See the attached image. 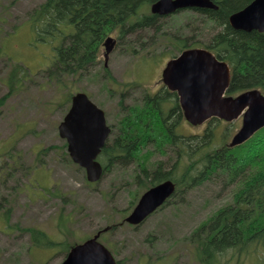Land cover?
Segmentation results:
<instances>
[{"label": "rangeland", "instance_id": "rangeland-1", "mask_svg": "<svg viewBox=\"0 0 264 264\" xmlns=\"http://www.w3.org/2000/svg\"><path fill=\"white\" fill-rule=\"evenodd\" d=\"M43 1L0 0V98L8 93L0 105V264H60L68 246L120 220V212L137 187L135 163L114 167L99 181L89 183L85 171L70 160L66 142L58 134L57 127L70 101L61 102L68 92L84 90L115 127L120 97H124V105L138 103L143 92H153L162 85L161 69L171 56V46H166L164 37L187 34L184 27H201L203 19L181 10L162 18L164 33L157 36L143 30L120 40L118 30H113L109 36L115 39V45L106 64L101 45L96 64L88 73L67 77L58 84L46 80L42 70L51 64L54 46L69 29L63 26L62 34L51 43L35 36L28 15ZM148 10L149 6L143 9ZM210 31L205 26L196 32L205 40ZM21 66L29 73L13 83L10 91L6 75L10 69L13 75L22 74ZM231 123L233 134L241 118L219 122V132ZM205 125L193 126L184 120L177 130L183 135L200 133ZM214 143L219 144L220 139L216 137ZM154 151L148 154L150 162L165 159ZM143 191H139L130 210ZM229 191L226 187L221 190L218 181L189 188L183 199L170 198L140 225L123 224L102 233L101 239L116 249L121 264H147L145 259L151 264H198L186 239L218 207L230 201ZM7 210L9 226L5 227ZM30 227L45 231L59 245L45 249L34 246L25 230ZM148 236L151 242L145 240ZM256 254L250 248L238 258L231 256L228 264H264L259 252Z\"/></svg>", "mask_w": 264, "mask_h": 264}, {"label": "trees", "instance_id": "trees-1", "mask_svg": "<svg viewBox=\"0 0 264 264\" xmlns=\"http://www.w3.org/2000/svg\"><path fill=\"white\" fill-rule=\"evenodd\" d=\"M154 1L44 0L38 4L29 13L27 22L39 40L51 43L53 38L62 34L63 26L69 29L59 44L53 45V60L42 70L46 80L59 84L67 77L88 73L96 64L104 37L113 30H118L120 40L149 29L152 35L164 33L161 29L164 16L150 10L143 11ZM211 1L217 9L196 11L203 17L201 27H184L189 33L175 35L174 39L164 37L166 46H171L168 52L174 56L187 47H206L230 67L227 94L236 95L250 88L264 92V31L234 29L228 23L229 15L251 0ZM205 26L211 31L203 40L196 31ZM172 39L175 41H170ZM22 68V74L13 75L11 69L7 73L10 91L13 83L25 79L22 75L29 73L28 68ZM7 94L0 98V105ZM71 94L68 92L61 103L69 101ZM139 99L138 103L134 101L124 105V97H120L112 140L105 143L98 156L103 173L134 162V182L137 184L128 206L120 212V220L97 230L100 238L102 233L124 224L122 219L141 189L170 179L175 183L171 199L177 196L183 199L189 188L218 181L221 190L229 188L231 198L187 237L193 261L198 264H228L231 256L238 258L250 248L255 254L259 252L264 261V127L245 142L228 147L232 123L219 132V122L222 121L211 118L202 132L183 135L177 130L183 117L174 92L166 88L153 93L145 91ZM216 137L220 143L215 145ZM152 150L165 159L150 162L148 154ZM7 213L8 210L4 213L5 227L9 222ZM25 230L36 247L45 249L59 245L43 230L34 227ZM145 240L151 242L152 237ZM101 241L117 258L116 264H121L116 249L103 238ZM74 244L64 249L65 255ZM145 262L151 264L150 260L145 259ZM234 264H238L237 261Z\"/></svg>", "mask_w": 264, "mask_h": 264}, {"label": "water", "instance_id": "water-1", "mask_svg": "<svg viewBox=\"0 0 264 264\" xmlns=\"http://www.w3.org/2000/svg\"><path fill=\"white\" fill-rule=\"evenodd\" d=\"M186 7L216 6L210 0H156L151 12L166 15ZM228 23L234 29L264 31V0H252L233 12ZM114 44L110 36L103 41L105 64ZM161 76L164 85L176 92L182 114L190 124L199 125L211 117L225 121L242 117L241 125L227 144L229 147L244 142L264 126V93L252 88L235 96H223L229 85V66L207 48L184 49L166 62ZM57 128L59 136L66 141L69 157L84 169L87 181H98L103 167L96 158L110 133L104 111L85 92L78 91L72 95L70 107ZM174 188L169 179L151 186L140 195L124 221L133 225L141 223L169 198ZM98 236L99 232L73 245L60 264H116Z\"/></svg>", "mask_w": 264, "mask_h": 264}, {"label": "flooded vegetation", "instance_id": "flooded-vegetation-1", "mask_svg": "<svg viewBox=\"0 0 264 264\" xmlns=\"http://www.w3.org/2000/svg\"><path fill=\"white\" fill-rule=\"evenodd\" d=\"M185 10H188V9H185ZM189 11H193V10H189ZM162 88H165V87H163V85H161L160 87H159V90L160 89H162ZM146 91H149V90H146ZM155 91H158V89L157 90H155ZM94 102H96V101H94ZM96 104H98V102H96ZM126 105V104H125ZM100 106V105H99ZM101 107V106H100ZM106 115V114H105ZM106 122H107V120H106ZM107 124H108V126L110 127V133H109V136L107 137V140L105 141V143L106 142H108V141H111L112 140V138L110 137V135H113V124L111 125V124H109L108 122H107ZM105 143H104V145H105ZM138 226V225H137Z\"/></svg>", "mask_w": 264, "mask_h": 264}, {"label": "bare ground", "instance_id": "bare-ground-1", "mask_svg": "<svg viewBox=\"0 0 264 264\" xmlns=\"http://www.w3.org/2000/svg\"><path fill=\"white\" fill-rule=\"evenodd\" d=\"M139 30V29H138ZM150 30V29H149ZM51 35V34H50Z\"/></svg>", "mask_w": 264, "mask_h": 264}]
</instances>
